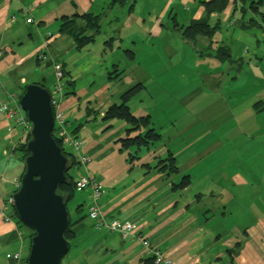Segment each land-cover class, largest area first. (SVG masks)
I'll return each mask as SVG.
<instances>
[{"label": "crops", "instance_id": "obj_1", "mask_svg": "<svg viewBox=\"0 0 264 264\" xmlns=\"http://www.w3.org/2000/svg\"><path fill=\"white\" fill-rule=\"evenodd\" d=\"M112 1L0 0V264H16L13 260L16 252L26 263L30 251L28 230L19 228L12 216L14 208L8 201L17 191L24 172V160L17 146L27 141L28 133L23 126L7 118L1 104L10 95L18 102L22 88L28 84L26 75L29 69L37 73L32 82L45 83L44 74H38L30 63L32 60L39 65H51L54 77L56 62L68 72L65 77L71 87L68 92L64 91L68 94L61 102L67 117L66 129L82 141L78 149L66 145L79 161L74 167L76 174L71 172L72 175L77 180L87 173L102 183L100 208L107 222L130 221L135 225V231L127 235L105 227L97 229L88 217L89 191L76 190L74 197L78 191L84 194L76 203L77 217L70 214V218L79 221L74 225L71 249L61 264H142L143 259L154 255L156 249L164 252L171 264H264V215L255 223L245 224V233L238 232L234 224L235 228L225 223V227L220 228V219L228 217L227 203L219 206L214 202H201L198 198L189 201L184 196L189 187L178 191L173 186L181 175L187 174V170L180 167L179 173L172 175L156 167L158 159L169 151L173 152L171 135L162 134L160 145L152 149L142 148L138 158L131 162L129 156L133 150L123 149L120 141L127 136L129 125H113L114 120L104 124L102 119L107 108L121 95V90L112 88L109 82L111 71L120 68V52L132 51L129 56L127 53L124 56L138 70L124 76L127 85H140L141 88L157 71L154 69L157 64H166L175 54L178 55L179 44H184V49L192 44L195 47L191 46L193 52L184 50L183 55L194 58L196 53L200 64L211 65L213 73L210 77L215 84L223 78L228 83L233 82L228 87L231 97L237 90L249 95V103L243 110L247 118L244 125H264V109L257 110V105L264 106V69L259 77L263 86L257 83L256 76L247 78L236 72V65H242L244 58L251 53L250 46L254 48L251 55L258 66H264V3L256 11L248 5L251 0H247L245 6L243 2L227 0L223 13L211 15L212 24L218 18L220 20V27L214 35L190 39L182 35L180 26L189 25L205 15L207 11L200 0H124L113 5ZM88 12L104 13L102 28L95 41L76 50L74 40L59 31L60 20L66 15ZM29 18H32L31 22H28ZM256 27L260 29L259 35ZM109 39L113 41L111 47L105 48ZM209 43H212L213 55H206L202 48ZM223 46L229 51L227 59L214 56V51ZM39 55L47 58L39 59ZM94 66H103L108 72L107 76H99L102 77L99 82L95 80L98 74L92 72ZM89 73L91 79L87 82L92 83L77 86V79ZM140 101L144 103L143 99ZM236 101L239 102L240 97ZM136 102L131 98L128 103L134 115H150L157 129L165 126L159 111L154 112ZM227 114L239 122L240 110L235 104L233 109L228 105L220 110L214 108L204 121L217 120ZM98 116L102 123L91 125ZM81 123L84 126L78 129ZM81 156L89 158L86 167L80 161ZM149 165L154 168L147 169ZM191 167L186 168L191 170ZM199 176L202 175H197V179ZM252 177L253 172L247 176L235 173L234 184L249 185V188L250 181L254 182ZM191 181L193 183V179ZM204 184L196 194L209 192L207 183ZM77 205L82 209H77ZM247 209L250 211L251 207ZM220 210H224L221 217L214 216ZM240 241L243 242L242 248L235 250L234 246Z\"/></svg>", "mask_w": 264, "mask_h": 264}, {"label": "rangeland", "instance_id": "obj_2", "mask_svg": "<svg viewBox=\"0 0 264 264\" xmlns=\"http://www.w3.org/2000/svg\"><path fill=\"white\" fill-rule=\"evenodd\" d=\"M255 31L260 34L258 27ZM106 42L105 48L111 47ZM191 46L195 49L194 45ZM191 46L184 49V44H179L178 52H181V55L175 54L166 64H157L154 67L157 71L144 82L145 87L139 88L131 98L136 99L137 105L144 104L150 110L160 112L161 122L165 126L159 130L163 135L172 136L174 141L171 142V150L177 155L175 157L179 168L187 170L186 173L193 177L191 178L193 183L188 186L185 198L189 201L198 198L201 202H214L219 206L227 203L228 217L225 220L220 219V228L225 227L223 225L225 223L231 228L237 226L238 232H242L247 226L245 224L255 223L259 216L264 215V125H244V120L247 118L243 110L249 103V95L245 93L246 91L237 90L231 97L228 87L232 86L233 82L228 83L223 78L215 84L210 77L213 73L211 65L200 64L196 53L194 58L188 54L183 55L184 50L188 53L193 52ZM196 46L199 47L197 44ZM253 49V46H250L251 53ZM154 53L159 56L156 50ZM251 53L244 58L245 62L242 65H236V72L247 78L256 76L257 83L263 86L259 77H262L261 69H264V66L259 67V63ZM120 54L118 62L121 64L118 70L123 71L121 74L123 78L114 76L109 82L112 88H119L122 93L131 87L127 85L124 75L132 74V71H137L138 67L124 56L126 54L124 50ZM30 63L38 74H44L46 86L52 89L57 79L55 80L56 75L54 77L51 65H39L34 60ZM92 72L98 74L95 78L96 82L102 80V77L99 78L101 74L107 76L108 73L103 66H94ZM226 72L224 69V73ZM36 77L37 73L29 69L26 75L28 84L33 83ZM90 79V73L81 76L77 79V86L92 83V81L87 82ZM67 80V77L62 79L63 90L66 92L71 87ZM118 97L117 102H120V96ZM238 97H240L239 102L236 101ZM140 99H143L144 103ZM234 104L240 110V116H237L239 122H236L230 114L222 115L217 120L204 121L214 108L220 110L228 105L233 109ZM107 122L111 121H105L104 124ZM93 123H102L101 117H96V121L93 120L91 125H94ZM122 123L127 125L123 120L114 119L113 125H122ZM249 126H252V129H249ZM254 135L257 136L255 139ZM195 160L198 162L193 163ZM190 166H192L191 170L186 168ZM71 172L75 175V168ZM250 172H253L251 180L255 183L250 181L249 188H247L249 185L234 184L235 173L247 176ZM197 175L202 176L197 179ZM255 180L258 182L256 183ZM204 183H207L209 192L196 194L201 186H205ZM224 184L225 187H222ZM242 189L245 191L241 192ZM82 194L84 193L78 191L74 199L68 203V210L73 218L77 217L76 203L82 199ZM248 206L251 207L250 211L247 209ZM243 207L246 209L244 210ZM202 211L205 214V211ZM222 211L224 210L218 211L214 216L221 217ZM238 243L234 246L235 250L242 248ZM162 254L165 255L164 252ZM155 263L159 264L156 260Z\"/></svg>", "mask_w": 264, "mask_h": 264}, {"label": "water", "instance_id": "obj_3", "mask_svg": "<svg viewBox=\"0 0 264 264\" xmlns=\"http://www.w3.org/2000/svg\"><path fill=\"white\" fill-rule=\"evenodd\" d=\"M19 105L32 125L26 141L24 172L13 194L18 219L35 232L27 264H61L69 252L65 231L70 212L68 198L59 187L68 180L70 160L53 136L50 91L40 83H29Z\"/></svg>", "mask_w": 264, "mask_h": 264}, {"label": "trees", "instance_id": "obj_4", "mask_svg": "<svg viewBox=\"0 0 264 264\" xmlns=\"http://www.w3.org/2000/svg\"><path fill=\"white\" fill-rule=\"evenodd\" d=\"M123 1L124 0H113L111 4L113 5L116 2H123ZM200 1L204 4L205 9L207 11L205 15L199 20L192 21L189 25L180 26L182 35L190 39H196L199 35L212 37L220 27V20L218 18L217 22L215 24H212L211 15L214 13L221 14L225 11V8L227 7V0H209V1L200 0ZM236 1L243 2V5L247 2V0H235V2ZM248 3L250 8L259 11V6L264 3V0H251ZM103 15L104 13L96 14L93 12H88L85 14L63 16L60 20L59 31L63 34L69 35L74 40L76 50H81L86 45L95 41L97 35L99 34L102 28ZM112 42H113L112 39H109L107 41V44L111 45ZM211 44L212 43H209V45L204 48V53L206 52V55H213L211 50L212 48ZM125 52L129 56L132 51L126 50ZM214 52H215L214 56L220 59H227L229 54L228 53L229 51L225 46H223V48H218ZM122 73H123L122 70H118V68H116L114 71H111L110 78L114 76H116V78H120L122 77L121 76ZM64 74L67 75L68 72L64 70ZM71 82L73 83L74 81ZM39 83L44 87H46L49 91H51V89L48 88L44 82H39ZM26 85L22 88L20 97L24 93ZM139 88L140 85H136L126 90L125 92L121 93L120 102H115L111 104L104 112L102 117V119H104L105 121L120 119L125 121L127 125H129V127L127 128V136L121 138L120 141L122 142L123 149H129L130 151L133 150L134 153L130 152V156H129L131 162L138 158V152L142 148H146V149L156 148L158 145H160L163 139L162 133L159 131V129L155 127L154 121L152 120L150 115L136 116L131 111L128 101ZM67 94L68 93H65V95ZM262 109H264V106L257 105V110H262ZM83 126H84L83 123H81L80 125H78L77 128L80 129ZM28 132L29 130H27V133ZM134 132H137L136 135L131 136V134ZM53 135L57 143L61 146L63 153L67 155L70 160V168L67 171L68 180L66 183L61 184L59 187V191L62 192L68 198V203H69L74 198L76 190H78L76 186V182L78 179L77 180L75 179V177L71 173V170L79 163V161L77 160L75 154L72 151H70L66 147V145H64L61 139L62 137H58L55 134V129H53ZM28 139H29V133L27 135V140ZM17 150L21 152L22 160H25L26 156L28 155V151L26 149V142L20 143L17 146ZM156 167L172 175L177 174L180 171L179 165L177 163V159L173 154V152L171 151H169L165 157L158 159L156 163ZM151 168L154 167L150 165L147 166V169H151ZM191 182L192 181L190 175L184 174L178 182L173 183V186L175 190L179 191L190 186ZM77 209H82V207L77 205ZM12 216L17 220L20 229L28 230L27 237L29 238L30 241L31 237L35 234V232L18 219L15 209H13ZM78 221L79 220H77V222ZM77 222L72 221V219L70 218V223L65 231V237L69 240V250L71 249L70 240L75 235L74 225ZM243 232L245 233L246 231L244 230ZM242 241H244V239ZM242 241L238 243V245L241 244L239 247H242L243 245ZM229 251H232V249H229ZM155 258H156L155 255H150L148 257H145L143 259L142 264H156Z\"/></svg>", "mask_w": 264, "mask_h": 264}, {"label": "built area", "instance_id": "obj_5", "mask_svg": "<svg viewBox=\"0 0 264 264\" xmlns=\"http://www.w3.org/2000/svg\"><path fill=\"white\" fill-rule=\"evenodd\" d=\"M32 18L28 19V22H31ZM47 57L39 55V59L45 60ZM55 73L57 82L54 85L53 92L51 94V105L54 113V129L55 134L58 137H62V141L64 145H70L76 149H78L82 141L79 138H76L69 134L66 129L67 117L66 113L62 107V97H63V70L62 66L59 63H55ZM14 102V103H12ZM1 109L9 119H13L16 124L23 126L26 130L31 129V122L28 120L27 116L24 114L18 102H15V97L10 95L2 104ZM80 161L82 164H88L89 158L87 156H81ZM76 186L78 189L85 190L87 189L90 193V202L88 208V217L93 221L95 227L97 229H102L105 227L109 230L119 231L123 235L131 234L135 231V225L130 221H119L114 220L111 222H107L105 220L104 214L100 208V200L103 195V185L97 179L91 177L89 174L82 175L76 182ZM9 203H13V197L10 196L8 199ZM147 246H150L146 243ZM155 260L159 264H171V259H168L159 249H156L154 252ZM13 260L16 264H23V259L19 252H16L13 255Z\"/></svg>", "mask_w": 264, "mask_h": 264}, {"label": "clouds", "instance_id": "obj_6", "mask_svg": "<svg viewBox=\"0 0 264 264\" xmlns=\"http://www.w3.org/2000/svg\"><path fill=\"white\" fill-rule=\"evenodd\" d=\"M56 63H59V62H56ZM59 64H61V63H59ZM54 65H55V63H54ZM62 66V65H61ZM54 69H55V67H54ZM62 70H63V73H64V69H63V66H62ZM55 75H56V73H55ZM64 76H65V74H63V78H64ZM62 78V79H63ZM57 79V78H56ZM62 82V81H61ZM63 85V84H62ZM63 87V86H62ZM53 89H54V87L51 89V91H50V94H52V92H53ZM65 96V93H64V90H63V97ZM62 97V98H63ZM20 99V98H19ZM18 103H19V100H18ZM22 109V108H21ZM24 112V111H23ZM24 114H25V112H24ZM26 115V114H25ZM27 116V115H26ZM28 118V117H27ZM54 129V128H53ZM30 131V130H29ZM29 133V132H28ZM54 136V135H53ZM12 197H13V195H12ZM12 205V207H13V203L11 204ZM14 208V207H13ZM30 242H31V240H30ZM26 264H27V260H26Z\"/></svg>", "mask_w": 264, "mask_h": 264}]
</instances>
